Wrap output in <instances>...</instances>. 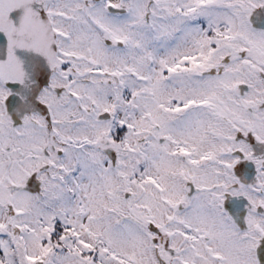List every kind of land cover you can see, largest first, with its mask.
<instances>
[{
	"label": "snow or ice",
	"instance_id": "6c2138e0",
	"mask_svg": "<svg viewBox=\"0 0 264 264\" xmlns=\"http://www.w3.org/2000/svg\"><path fill=\"white\" fill-rule=\"evenodd\" d=\"M0 264H264V0H0Z\"/></svg>",
	"mask_w": 264,
	"mask_h": 264
}]
</instances>
